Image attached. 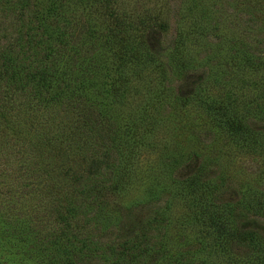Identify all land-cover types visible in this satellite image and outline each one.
Segmentation results:
<instances>
[{
  "label": "rangeland",
  "instance_id": "374dc122",
  "mask_svg": "<svg viewBox=\"0 0 264 264\" xmlns=\"http://www.w3.org/2000/svg\"><path fill=\"white\" fill-rule=\"evenodd\" d=\"M29 102L37 113L22 124ZM4 112L0 264L36 263L32 218L38 233L55 232L57 204L41 187L48 169L37 167L47 153L75 158L66 151L76 138L133 156L123 169L105 158L128 176L85 198L91 206L80 200L96 212L88 225L63 220L60 236L149 216L168 262L264 264V0H0ZM102 240L85 264L125 262L108 259L117 245Z\"/></svg>",
  "mask_w": 264,
  "mask_h": 264
},
{
  "label": "trees",
  "instance_id": "16d2710c",
  "mask_svg": "<svg viewBox=\"0 0 264 264\" xmlns=\"http://www.w3.org/2000/svg\"><path fill=\"white\" fill-rule=\"evenodd\" d=\"M138 35L141 36L140 34ZM118 41L119 43H117L116 45H110L121 47L123 43H120V40ZM178 47V45H175V48ZM180 50L181 49H178V51ZM101 77L102 76H100V78ZM46 78L49 79L50 76H46ZM57 80L58 78L55 77V82ZM198 81L199 79L196 80V82ZM56 87L59 88L58 85H56ZM125 89L128 90V88ZM181 96L184 97V95ZM28 108V111L26 110L25 113L23 112L24 115L21 120H27V117H30L31 115L33 116V112L37 113L36 108L30 106V102L28 103ZM5 116L6 112H4L3 115L0 114V118L3 121ZM23 120L22 124L24 123ZM33 121L34 116L31 123H33ZM7 123L10 122L7 121ZM148 123H151V126L155 124L154 120L149 121ZM27 128V130L29 131V122ZM98 129L100 130L101 128L97 127L96 131ZM87 130L85 131H87L88 133L90 129ZM143 133L144 131L140 129L135 132V137L138 138L139 135L143 136ZM95 135L98 136L97 132ZM85 136L89 135L85 134ZM78 139L79 138L73 140L74 146H70V148H68V150L66 151L73 152V156H75V158L72 157L70 159L69 157H67V155H65V160L62 161L60 157H51L48 155H54L52 153H47L46 156L43 154L44 158L42 159L40 165L38 164L37 169H48V171H46L45 173L46 176L50 178V181L45 176V178L42 180L45 185L43 184L41 187L47 190L49 196L56 201L57 206H54L50 209L52 210L53 214L51 217L49 216V223L47 224L50 227L51 232L55 230L53 235H50L44 231L38 233L36 229L38 227V224L40 223V220L38 218H32L33 228L30 231L33 233L31 234V236H29L28 242L31 243H29L28 245L31 252L33 253V260H35L36 262L34 264H85V260L87 262H93L94 260H90V258H87L86 255L89 253L90 248H92L93 253L100 252L99 246L101 243H105V241L102 240L105 238L110 240L108 245H110L111 243L117 245V248L109 247L110 250L108 251L110 258L108 259L120 261V259L126 258V260H124L125 262H123L122 264H155L158 260H161L160 258H163V261L160 262V264H173V259H171L170 262H168L167 260L169 255H164L159 252L158 248H160L159 246H161L162 244V241L160 240L161 237H158V233L153 232V230L150 228L149 222L151 218L149 216H145L142 219L138 218L136 219L135 223L131 221L126 222V224H123L124 226L120 227L118 232L107 231L98 233V231L96 232L95 230L102 229L94 228L95 230L90 233L80 234V231H78L79 233L70 235V237L66 239L60 236V231L62 229L61 224H63V220H68L69 222V220L77 218L78 221L81 222V224L88 225V222L90 220L89 214L91 215L93 214L92 212L96 211L88 213L85 209H82V206L78 205V202H80V200L84 198V206H91V204H89L87 200L91 201V199H99L98 196L101 194H98L99 188L103 191L104 183L108 182V189L111 190L109 182V179L111 178L112 181H118L116 184L117 186L114 184V189L121 186L124 180L123 178L121 179L122 173L124 172V177L128 176L129 173V171L122 170L124 168L122 164H125V162L128 161L130 162L133 156H131L129 151H123L121 147V150H118L117 147L119 146H114V148L112 149V153L104 154V151L102 149V141H93L94 144L87 145L84 140L80 142ZM47 151L48 150H46L45 152ZM63 153L65 152L61 151L60 155ZM105 158H108L110 160V163H114L116 161L121 162V173L120 168L117 170L118 173H113V170H116L117 167L104 168L103 164ZM46 166L47 168H45ZM70 174H74V179L76 180V182L72 184L66 183L64 185H60V187L56 185V183L59 184L60 180H52V178H55L56 176H60L61 178H68ZM79 180L82 182L80 186L77 185V182H79ZM38 182L39 181L35 182L34 187L32 186L31 188H37L39 185ZM215 196L216 194H214V196L212 197L214 200L217 199ZM73 208L79 210H75ZM71 212H74V214H71ZM235 215L239 219L242 218V216H239L238 214ZM94 222L98 223V221L95 220ZM251 222L252 220L247 221L246 223ZM247 226L248 225L246 224V227ZM236 232L241 233L244 232V230H239ZM56 244L58 245L55 247ZM184 252V250H181V252L179 253L176 252L174 258L179 257L180 254L183 255ZM23 253L26 255V259H28V254L24 251ZM97 259L100 258L98 257ZM23 260H25V258H23Z\"/></svg>",
  "mask_w": 264,
  "mask_h": 264
}]
</instances>
